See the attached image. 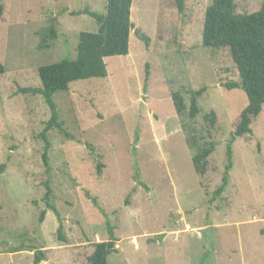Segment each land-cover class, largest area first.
I'll return each instance as SVG.
<instances>
[{
    "label": "rangeland",
    "instance_id": "374dc122",
    "mask_svg": "<svg viewBox=\"0 0 264 264\" xmlns=\"http://www.w3.org/2000/svg\"><path fill=\"white\" fill-rule=\"evenodd\" d=\"M211 1L185 0L178 14L165 0H132L128 55L104 60L105 79L76 81L53 95L73 139L49 130L45 164L40 134L50 112L25 90L41 86L40 67L75 58L79 33L97 30L76 13H104L106 0H0V264H34L37 251L40 264H87L109 231L117 242L108 264H264V106L251 134L233 143L228 185L214 194L247 100L223 87L239 81L229 50L201 47ZM262 2L234 0L236 13H255ZM51 26L56 38L40 49L38 33ZM198 90L195 120L178 117L171 94L180 92L188 106V92ZM210 112L216 123L207 131ZM183 123L193 124L200 144H214L203 177L193 170ZM45 185L66 244L42 201Z\"/></svg>",
    "mask_w": 264,
    "mask_h": 264
},
{
    "label": "trees",
    "instance_id": "16d2710c",
    "mask_svg": "<svg viewBox=\"0 0 264 264\" xmlns=\"http://www.w3.org/2000/svg\"><path fill=\"white\" fill-rule=\"evenodd\" d=\"M165 2L178 14L183 13L185 0H165ZM131 5L132 0H106L104 13L99 14L87 10L77 12V15H88L93 19L97 30L93 33H79L75 58L40 67L38 77L41 86L25 90L40 95L50 112V119L40 134L45 143L42 155L45 164L46 152L49 148L45 135L49 130H56L66 140L73 139L60 121L59 110L53 101V95L56 92L68 91L69 85L76 81L105 79L108 73L104 60L128 55L130 32L133 29L130 20ZM1 15L2 5L0 4V17ZM38 34L41 37L38 46L40 49L48 48V40L56 38L52 26L41 30ZM137 34L145 47H148L149 38L140 31ZM201 47L211 51L224 48L229 50L239 81L226 83L223 87L228 91H242L247 100L246 107L240 112L238 122L225 145V165L221 183L214 193L215 196H219L229 182L233 159L232 145L236 139L251 134V125L264 106V0L260 9L252 14L236 13L234 0H212L203 16ZM4 71L3 65L0 64V76L4 74ZM202 93L203 90L189 91L187 106L182 94L178 91L173 92L171 101L176 115L182 117L187 112L188 120L193 122L199 114L197 102ZM203 120L208 127L207 131L214 128L216 116L213 112L205 115ZM181 130L185 135L186 147L194 151L191 157L193 170L197 176L203 177L208 166V158L214 151V144H200V135L193 124L183 123ZM99 173L100 165L97 166V174ZM134 179L138 185L143 187L138 169H135ZM50 195L51 191L45 185L42 201L46 211H51L58 222L57 241L66 244L61 218L55 206L50 202ZM90 201L94 207H97L95 199L91 198ZM46 211L43 210L40 213L39 223L43 222ZM260 234L264 235V231ZM108 236L107 241L93 244V251L87 258V264H108L109 258L116 253L117 242L111 231ZM43 261H45L43 251L35 252L33 263L40 264Z\"/></svg>",
    "mask_w": 264,
    "mask_h": 264
}]
</instances>
